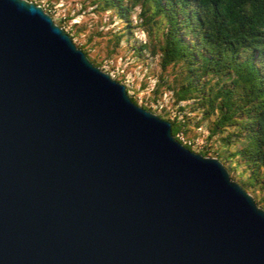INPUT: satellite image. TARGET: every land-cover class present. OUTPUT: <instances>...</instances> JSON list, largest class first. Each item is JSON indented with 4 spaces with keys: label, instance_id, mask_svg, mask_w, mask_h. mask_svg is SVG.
Wrapping results in <instances>:
<instances>
[{
    "label": "water",
    "instance_id": "obj_1",
    "mask_svg": "<svg viewBox=\"0 0 264 264\" xmlns=\"http://www.w3.org/2000/svg\"><path fill=\"white\" fill-rule=\"evenodd\" d=\"M0 264H264V209L42 6L0 0Z\"/></svg>",
    "mask_w": 264,
    "mask_h": 264
},
{
    "label": "rangeland",
    "instance_id": "obj_2",
    "mask_svg": "<svg viewBox=\"0 0 264 264\" xmlns=\"http://www.w3.org/2000/svg\"><path fill=\"white\" fill-rule=\"evenodd\" d=\"M29 1L42 6L94 65L124 84L136 104L165 120L181 121L178 138L182 144L189 145L192 151L205 152L206 156H221L231 178L244 183V189L264 209V167L258 168V176L241 155L230 157L244 147L246 139L233 136L226 142L228 131L210 135L218 111L211 112L195 98L179 99L177 92L189 76V69L183 61L161 66L166 20L154 15L149 3L142 14L143 0L134 4L133 0H124L125 9L120 15L115 8L107 7L105 0ZM200 82H204L206 92L210 87L215 91L224 83L229 84L225 77L212 74L200 77Z\"/></svg>",
    "mask_w": 264,
    "mask_h": 264
},
{
    "label": "trees",
    "instance_id": "obj_3",
    "mask_svg": "<svg viewBox=\"0 0 264 264\" xmlns=\"http://www.w3.org/2000/svg\"><path fill=\"white\" fill-rule=\"evenodd\" d=\"M105 1L123 15L124 0ZM146 3L166 20L161 66L183 61L189 69L177 92L179 99L195 98L211 112L217 110L210 135L228 131L226 142L242 135L246 144L230 157L241 155L259 176L258 168L264 167V0H143L142 14ZM209 74L225 77L229 84L206 92L200 77ZM168 121L181 142L182 122ZM216 157L228 168L221 156Z\"/></svg>",
    "mask_w": 264,
    "mask_h": 264
}]
</instances>
